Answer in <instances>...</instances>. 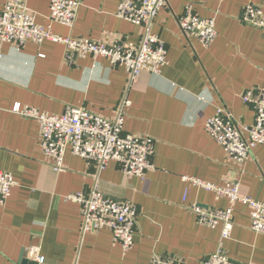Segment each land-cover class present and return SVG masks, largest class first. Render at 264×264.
I'll return each instance as SVG.
<instances>
[{
	"label": "crops",
	"instance_id": "0c3cea01",
	"mask_svg": "<svg viewBox=\"0 0 264 264\" xmlns=\"http://www.w3.org/2000/svg\"><path fill=\"white\" fill-rule=\"evenodd\" d=\"M9 0H0V9ZM41 26L61 37L136 46L138 27L117 18L119 0H80L72 28L48 19L50 0H24ZM201 18H212L217 37L207 48L184 37L177 19L184 0H167L153 22L167 51L159 75L142 73L130 82L124 68L107 58L64 63L60 44H0V170L15 186L0 205V264H19L37 249L43 264H149L154 257L200 264L220 239L197 222L191 207L225 210L226 199L184 178L221 185L237 178L241 191L264 204V146L256 147L237 175L223 149L206 133L205 123L225 110L243 137L254 122L243 94L264 84V33L240 22L243 8H262L264 0H192ZM62 115L83 109L112 119L122 106L126 135L154 139V170L126 177L115 162L100 172L98 186L114 201H129L137 211L133 247L123 251L107 229L83 235L80 206L67 196L87 194L94 164L65 154L55 172L39 145L38 122L12 112L15 105ZM249 209L236 204L233 227L223 242L233 264H264V235L250 230ZM34 263V262H33Z\"/></svg>",
	"mask_w": 264,
	"mask_h": 264
},
{
	"label": "built area",
	"instance_id": "2783aa9c",
	"mask_svg": "<svg viewBox=\"0 0 264 264\" xmlns=\"http://www.w3.org/2000/svg\"><path fill=\"white\" fill-rule=\"evenodd\" d=\"M184 2V12L177 19L180 33L186 38L195 39L204 48L209 47L217 37L214 19L199 17L194 11L192 0ZM166 5L167 0H119L117 18L140 30L138 44L127 46L116 42L109 44L58 36L50 26L44 27L36 22L35 15L27 9L24 0H9L0 9V44L23 46L32 42L39 45L45 41L60 44L65 48L64 63L71 65L74 60L86 57L107 58L113 65L124 68L129 81L134 82L144 72L159 75L167 65L165 45L153 33L154 19ZM80 6V0H50L48 19L51 23L72 28ZM239 20L264 33V12L259 6L246 5ZM241 100L254 111V122L247 137H243L230 116L221 108L205 123L206 133L223 149L228 160L237 168L238 176L243 174L242 168L252 151L258 146H264V84L245 92ZM12 112L38 122L41 152L55 172L63 170L67 152L88 164H94L93 184L87 194L67 196L65 201L79 204L83 235L107 229L113 236V242L120 245L123 251H129L133 247L136 208L129 201H114L103 195L98 186L99 174L110 162H115L124 176L143 178L147 172L154 170L151 161L154 139L124 134L122 106L112 119L102 118L79 108H68L62 115H50L17 104ZM184 180L213 193L216 199H226L229 203L225 210L191 207L199 224L212 229L219 226L221 228L215 252L201 259L200 264H233L225 252L223 242L229 238L233 227L234 206H247L251 220L250 230L264 235V204L244 194L237 178L221 185L188 177ZM15 184L9 173L0 170V205L5 204ZM29 257L34 263L43 264V258L37 249L31 250ZM149 264L183 263L175 259L154 257Z\"/></svg>",
	"mask_w": 264,
	"mask_h": 264
},
{
	"label": "water",
	"instance_id": "95a60500",
	"mask_svg": "<svg viewBox=\"0 0 264 264\" xmlns=\"http://www.w3.org/2000/svg\"><path fill=\"white\" fill-rule=\"evenodd\" d=\"M19 264H36V263L28 262L25 258H23L22 255L21 258L19 259Z\"/></svg>",
	"mask_w": 264,
	"mask_h": 264
}]
</instances>
